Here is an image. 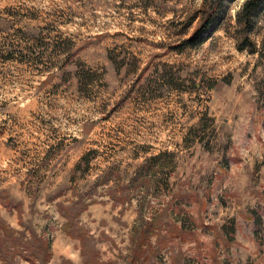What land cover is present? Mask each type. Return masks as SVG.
Listing matches in <instances>:
<instances>
[{
  "label": "rangeland",
  "instance_id": "1",
  "mask_svg": "<svg viewBox=\"0 0 264 264\" xmlns=\"http://www.w3.org/2000/svg\"><path fill=\"white\" fill-rule=\"evenodd\" d=\"M245 1L0 0L7 263L264 264V0L255 53ZM207 3L217 29L184 45Z\"/></svg>",
  "mask_w": 264,
  "mask_h": 264
},
{
  "label": "trees",
  "instance_id": "2",
  "mask_svg": "<svg viewBox=\"0 0 264 264\" xmlns=\"http://www.w3.org/2000/svg\"><path fill=\"white\" fill-rule=\"evenodd\" d=\"M207 0H203V4H206ZM261 0H246L237 14V24L240 26L239 35L240 40L237 42L238 50L247 49L251 53L257 51L256 43L250 37V31L252 29V23L256 8L259 6ZM207 8H203L201 11L200 22L196 29L191 34L190 38L183 42L184 45H189L190 47L199 46L207 36V34L215 31L217 29L216 16L217 10H214L212 3H207ZM64 215V213H62ZM66 232L72 234L68 229ZM72 237L79 238L78 235H71ZM15 254H20L16 252ZM8 254L5 251L0 250V262L1 264H10L8 262Z\"/></svg>",
  "mask_w": 264,
  "mask_h": 264
}]
</instances>
